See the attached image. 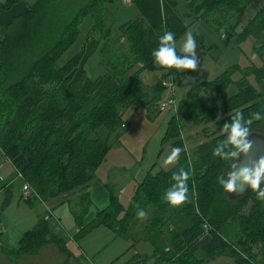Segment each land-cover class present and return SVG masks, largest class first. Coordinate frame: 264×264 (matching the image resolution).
I'll return each mask as SVG.
<instances>
[{"label": "trees", "instance_id": "1", "mask_svg": "<svg viewBox=\"0 0 264 264\" xmlns=\"http://www.w3.org/2000/svg\"><path fill=\"white\" fill-rule=\"evenodd\" d=\"M15 1L9 0L6 5ZM166 1L174 8L175 0ZM97 2L104 0H37L27 13L13 18L6 26L0 25V154L11 163L24 186L30 187L25 200L31 196L44 203L67 199L88 186L103 157L119 143L118 131L126 127L122 119L124 112L129 108L155 106L165 89L162 82L167 78L162 74L149 88L150 95L140 81L143 71L158 72L162 67L151 56L157 43L147 37L148 24L142 19L134 20L123 24L117 34L109 29L101 31L100 65L104 75L111 76L117 87L100 94L99 79H80L68 88L78 107L71 118L66 115L67 103L57 87L68 81L79 55L67 64L59 66L58 63L77 34L75 28L81 17ZM251 10H254L252 16L240 24L241 17ZM185 12L184 17L203 21L225 41L240 44L253 39L261 41L264 48V0H188ZM98 22L103 25V15ZM151 28L157 39L164 32L160 25ZM122 39L127 49L115 50ZM169 69L174 72V68ZM263 70L256 73L260 92L248 83L250 74L243 73L234 82L232 73L225 71L214 80L188 90L177 112L190 116L195 124L207 123L220 112L228 113L256 99L254 105L240 110L245 117H250L253 112L264 110ZM231 85L236 90L218 109H205L201 100L194 98L203 92L202 88L225 91ZM192 98L194 101L190 103ZM215 112L218 115L211 116ZM231 117L220 122L218 137L198 144L188 160L185 153H180L174 168L149 172L137 186L127 208L111 197L109 206L96 214L84 232L104 226L131 246L145 243L152 247L151 257L135 256L130 264H146L148 260L152 264H205L226 249H230L228 253L235 263L220 264H258L254 249L264 253V208L254 204L242 216L254 191L239 200L228 201L216 182L227 166L212 155V150L227 135L223 125ZM175 118L167 124L161 140L163 144L168 143L169 149L181 147V140L173 142L179 138ZM263 120L253 119L250 131L261 126ZM180 168L190 172L187 199L178 206H170L163 193L173 183L171 174ZM86 196L80 194L74 200L81 212L88 205ZM139 210L144 211L142 218L136 216ZM71 212L77 220L79 213L75 208ZM241 217L245 222H241ZM223 232L241 245L240 252L227 246L232 241H226ZM206 233L209 242L194 253L193 246ZM259 242L262 246H247ZM46 245H54L61 254H68L48 221L40 219L22 235L17 249L8 252L0 245V253L13 263L38 254Z\"/></svg>", "mask_w": 264, "mask_h": 264}, {"label": "rangeland", "instance_id": "2", "mask_svg": "<svg viewBox=\"0 0 264 264\" xmlns=\"http://www.w3.org/2000/svg\"><path fill=\"white\" fill-rule=\"evenodd\" d=\"M187 1L175 0L174 12L180 16L185 24V29L177 35L175 41L177 52L182 55L180 53V45L184 39V33L189 29L192 30L197 44L195 49L197 68L195 70H177L174 68V72H171L169 68L162 67V71H143L140 74L141 83L148 88L146 89L147 94H151V89L149 88L152 87L160 74L165 79L167 78L166 80L164 79L166 87L155 106L147 109L129 108L124 112L122 119L126 127L119 129V143H116L106 153L102 162L94 170L93 178L88 185L90 203L86 205L82 212L73 199L70 204L52 202L47 205L32 196L29 200H25L23 181L9 161L3 158L0 159L1 247H4L8 252L17 249L22 235L30 231L38 220L46 218L44 214H46L48 208L50 216L48 214L49 220L46 219L49 227L53 234L56 235V238L63 241L68 254L67 256L63 255L56 248L60 257L53 252L49 255L47 253L43 258V264H45L44 260L47 261L46 264H127L133 255V250L128 248L130 242L116 237L113 232L104 226H98L86 233L84 232L92 225L96 211L105 210L110 204L111 197L116 198L123 208H127L130 199L134 195L136 185L142 181L148 171L153 174L160 170H168L177 164L178 160L169 165L163 163L170 149L168 143L163 144L161 140L172 117L176 116L174 122H176L179 134V138L173 142L181 140V153H185L186 160H188L198 144L210 142L218 137L216 132L220 128V122L222 123L237 111L250 107L258 101L252 99L250 103L243 107L231 110L228 113L220 112L217 118H210L211 120L207 123L195 124L190 116L177 112L179 109L178 104L186 99L185 96L188 90L199 83L214 80L225 71L232 73L231 80L234 82H238L243 73H245L244 75L250 74L251 76L247 77L248 83L260 92V83L257 81L256 76L258 74L256 73L264 68V48L261 47V41L247 39L240 44L229 42L230 40L225 41L224 38L217 35L212 27L203 21L184 17ZM104 3L105 0L102 3L100 2L102 8ZM131 10L132 7L130 5L117 3L114 11L111 12L112 15L109 18L104 17V22H112V27L116 28L121 23L120 19ZM253 11H247L241 17L240 24H244L245 19L251 17ZM85 34L79 37L82 38ZM78 41L63 54L60 64L58 63L59 66H61V63L67 64L78 53L76 47L79 44ZM118 48L120 51L127 49L124 39L115 45L114 49L118 51ZM98 58L97 56L94 57L92 62L98 61ZM89 74V79H91L92 73ZM202 90L203 92L198 93L194 98L200 99L205 109L214 110L222 107L225 100L229 99L236 89L231 85L225 91H219L217 88H202ZM194 98L189 102L193 103ZM169 99H172L174 105L160 111V105ZM215 114L218 115L215 112L211 116ZM255 131L264 135V120L262 125L256 128ZM29 192L30 187L28 186L25 197L29 195ZM250 198L241 212L242 216L250 212L255 206L254 204H260L262 209L264 208V201L257 199L255 191ZM72 208H75L76 212L79 213L77 220L70 214L72 213ZM241 222H245L243 217H241ZM177 227L178 225H176ZM79 230H82L81 234L77 232ZM225 232H223L225 240L228 242L232 241L231 236ZM202 238L196 243L198 244L197 246H200L199 251L209 242V238ZM227 246H232L234 250L236 249L240 252L241 245H237L234 241ZM247 246H262V244L259 242ZM229 250L226 249L222 252L220 251V253L216 251L214 254L217 255L219 253L221 256L211 258L205 264H220L222 259L219 258H224L223 261L227 260L235 263V259L228 253ZM254 251L257 256V263L264 264V257L262 256L264 253L257 249H254ZM57 260H60L59 263ZM40 261L36 264H40ZM0 264L12 263L7 260L5 255L0 253ZM146 264H151V262Z\"/></svg>", "mask_w": 264, "mask_h": 264}, {"label": "crops", "instance_id": "3", "mask_svg": "<svg viewBox=\"0 0 264 264\" xmlns=\"http://www.w3.org/2000/svg\"><path fill=\"white\" fill-rule=\"evenodd\" d=\"M36 1L37 0H16L12 4L6 5L7 2H9V0H0V25L6 26L11 22L13 18L27 13L30 10V8L35 4ZM117 3H120L122 5H130L132 7V10L129 13L125 14L120 19L121 23L116 28H114V26L112 27V24H113L112 22H107V23L104 22L103 25L102 24L100 25L98 22L100 17L103 15V17L109 18L110 15H112L111 12L114 11V8ZM103 6L104 7L102 8V5L100 4V2L95 3L92 9L90 10V12L85 13L81 17L78 24L76 25L75 31L77 34L74 35L70 47L73 46V44L77 42L79 38H81L79 37L80 35L82 36L86 32L84 37H82L81 40L78 41L79 44L76 46L78 50V53L76 55H79V59L77 61V65L74 68H72V70L70 71L69 73L70 78L68 79V81L64 84L62 83L58 85L57 87L58 93L61 95V97H63L66 100V103H67L66 115L69 116V118L72 117L74 111L77 109L78 102L72 97H70L68 88L74 85L77 81H79L80 79L84 77L89 79L90 78L89 73H92L91 80L99 79L98 92L100 94H105L109 91L114 90L117 87V83L111 76L104 75L101 65H100L99 58H98V61L96 60L97 62L96 61L92 62L94 60V57L96 56L99 57L98 52H99L100 44L102 41V35H101L102 30L109 29L112 34H116V32L118 33L119 28L123 24L134 21V20L142 19L149 26V29L147 31L148 39L152 42L158 43L156 34L152 30L151 27L160 25L164 31H172L174 33V38H177V35L185 29V24L183 20L180 18L179 15H177L174 12V8L166 0H130V2L128 3H125L124 0H105V3L103 4ZM117 16L121 17L120 15H117ZM76 55H74L73 57H75ZM62 56L60 57V60ZM92 63H93V68H92ZM1 158L5 159L0 154V159ZM174 167H171V168H174ZM164 171H167V170H164ZM149 172L150 171H148L147 174ZM138 185L139 183L136 185L135 190ZM88 189L89 187L86 186L85 188L81 190H77L75 194L70 195V197H68L67 199L66 198L56 199V200L48 201L45 203L42 202V203L45 205H47L48 203L50 204L52 202L54 203L61 202L65 204L67 203L70 204L72 199L74 201L75 199H77V197L80 194H86L87 195L86 197L88 199V205H89L90 202H89ZM46 211L47 212L44 215L49 220L48 217L50 216V213H49L48 208ZM98 212H100V210L96 211V214ZM70 214L72 215V213ZM46 218L45 220H47ZM80 231L81 230L77 232H80ZM204 238L208 239L209 237L208 235H204L202 239ZM197 245L198 244H196V246H193L192 248V251H194V253H197L199 250L200 246H197ZM56 248L57 247H55L54 245H46L38 252V254L34 256H26V257L20 258L19 260H17L16 262H13L12 264H36L40 261V259H41L40 264H43L42 263L43 258L44 256L47 255V253L49 255V254H52L53 252L55 255L58 256ZM128 248H130V250L131 249L133 250V255L130 258V260L127 262V264H130L134 260L135 256L151 257L152 252H153L152 247L145 243L138 244L137 246H131V243H130V246ZM59 261L60 260H57L58 263ZM44 262L46 264L47 261L44 260ZM147 262L148 263L151 262V264L153 263L152 261H149V260ZM222 263H223V259H222ZM224 263H230V262L225 260Z\"/></svg>", "mask_w": 264, "mask_h": 264}, {"label": "clouds", "instance_id": "4", "mask_svg": "<svg viewBox=\"0 0 264 264\" xmlns=\"http://www.w3.org/2000/svg\"><path fill=\"white\" fill-rule=\"evenodd\" d=\"M196 47V40L192 30L189 29L184 33V39L180 45L182 55L178 54L174 33L164 31L158 37L157 46L152 50L151 56L153 62L161 67L195 70L197 68ZM261 118H264V110L253 112L250 117H245L240 111H237L231 117L230 122L223 125L227 135L212 150V155L219 157L227 166L222 174L216 177L217 184L225 193L236 191L235 184L236 181H239L240 188L247 186L255 191L258 200L264 201V156L255 160L251 168L246 165L237 168L235 163L239 156L247 155L252 147V142L248 140L251 133L249 125L253 119L260 120ZM181 151V147L172 146L163 163L165 165L174 163ZM225 176L226 179H224ZM189 179L190 172L184 168L171 174L173 183L163 193L164 200L170 206H178L186 201ZM136 216L142 218L144 211H137Z\"/></svg>", "mask_w": 264, "mask_h": 264}, {"label": "water", "instance_id": "5", "mask_svg": "<svg viewBox=\"0 0 264 264\" xmlns=\"http://www.w3.org/2000/svg\"><path fill=\"white\" fill-rule=\"evenodd\" d=\"M248 140L252 142V147L249 149L247 155H242L237 158L235 161L236 167L239 168L240 166H248L251 168L255 160L264 156V135L260 134L256 131L250 133ZM226 179V177H225ZM235 186L237 190L231 193H225L224 195L228 201H236L245 196H247L252 189L248 188L247 186L240 188V182L236 181Z\"/></svg>", "mask_w": 264, "mask_h": 264}, {"label": "built area", "instance_id": "6", "mask_svg": "<svg viewBox=\"0 0 264 264\" xmlns=\"http://www.w3.org/2000/svg\"><path fill=\"white\" fill-rule=\"evenodd\" d=\"M124 2H125V3H128V2H130V0H124ZM165 85H166V82L163 81V82H162V86H163V87H166ZM173 105H174V104H173L172 99H169V100H167V102H165V103H163V104L160 105V111H161V110H165L167 107H172ZM122 127H123V126H122ZM27 190H28V188H27L26 186H23L24 198H25V196H26V191H27Z\"/></svg>", "mask_w": 264, "mask_h": 264}]
</instances>
